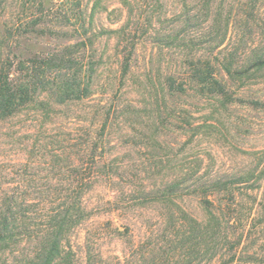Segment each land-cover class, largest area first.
<instances>
[{"label": "rangeland", "instance_id": "obj_1", "mask_svg": "<svg viewBox=\"0 0 264 264\" xmlns=\"http://www.w3.org/2000/svg\"><path fill=\"white\" fill-rule=\"evenodd\" d=\"M263 55L264 0H0V65L66 56L92 90L0 120V197L83 183L81 264H264Z\"/></svg>", "mask_w": 264, "mask_h": 264}, {"label": "trees", "instance_id": "obj_2", "mask_svg": "<svg viewBox=\"0 0 264 264\" xmlns=\"http://www.w3.org/2000/svg\"><path fill=\"white\" fill-rule=\"evenodd\" d=\"M194 0H177L186 6ZM210 6L215 0H198ZM58 62V64L56 63ZM47 72L35 59L15 65L7 58L0 65V120L16 116L46 93L57 103L81 101L92 93L85 77L90 71L72 59L46 58ZM57 64L58 71L51 69ZM264 68V55L256 61ZM228 74L232 68L225 67ZM201 84L212 93L228 96L224 85L208 66L199 70ZM83 183H70L74 194L59 199L57 207L50 197L34 198L18 191L0 197V264H81L74 245L77 229L89 221L91 212L82 193L75 192ZM81 190V189H80ZM86 264H104L100 253L93 248L87 252Z\"/></svg>", "mask_w": 264, "mask_h": 264}]
</instances>
